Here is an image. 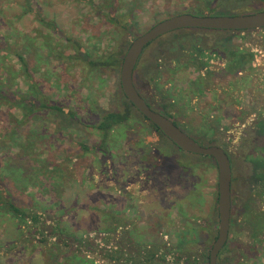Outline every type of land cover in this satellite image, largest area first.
<instances>
[{"label":"rangeland","instance_id":"obj_1","mask_svg":"<svg viewBox=\"0 0 264 264\" xmlns=\"http://www.w3.org/2000/svg\"><path fill=\"white\" fill-rule=\"evenodd\" d=\"M228 3L0 0V69H8L0 70V89L29 96L39 93L48 106L63 110L42 109L23 120L16 106L0 105L4 196L20 209L43 215L71 238L97 237L104 244L120 221L126 227H119V232L127 231L134 242H165L176 251L191 245L198 253L191 264H206L219 223L218 172L213 159L186 153V158H197L190 171L184 172L175 160L164 171L155 172L151 145L161 139L168 146L173 143L154 132L136 112L128 127L114 128L104 141L96 130L101 116L126 103L120 69H90L82 59H88V54L98 60L115 51L123 59L134 38L179 14L218 16L264 10L263 0ZM126 16L132 18V27L126 25L123 31L114 20ZM215 32L204 33L208 50L202 59L189 47L184 53L178 46L173 53H162L171 43L164 36L144 50L136 68L142 78L145 62L153 67L158 58L154 50H159L163 55L157 60L161 67L153 85L154 97H167L171 118L199 144L218 145L232 154L243 138L255 140L246 133L264 121V29L230 38L226 47L235 52V60L220 50L212 52L223 39ZM79 44L86 55L76 50ZM9 49L25 57L30 79L18 60L6 52ZM258 152L255 157L262 153ZM255 190L251 213L264 216V192L260 196L259 187ZM234 211L221 260L238 256L242 243L252 241V253L243 264H264V220L261 232L249 234L240 231L249 218L236 200ZM31 233V225L0 208V264H113L93 253L81 254V262L46 233L40 243ZM233 258L236 264L238 258ZM135 264L146 263L139 259Z\"/></svg>","mask_w":264,"mask_h":264},{"label":"trees","instance_id":"obj_2","mask_svg":"<svg viewBox=\"0 0 264 264\" xmlns=\"http://www.w3.org/2000/svg\"><path fill=\"white\" fill-rule=\"evenodd\" d=\"M218 1L224 4L226 0ZM228 1V6H232L235 4V2L243 0ZM128 16H126L127 18L122 21L114 20V24L116 26L119 25L123 31L126 30V25L127 29L132 27V18H129ZM208 32L210 33L214 31L187 29L171 33L167 35L168 37H170V47H163L162 53L175 52L177 49L174 48V46H178L179 51H182L184 53V51H187V47H189V49H192L196 54L199 55V59H202V57L205 56L208 50L206 49V43H208V38L204 36V33ZM216 33H221L223 35V39L217 42L219 43L218 45H214V48L211 49L212 52L220 50L226 55V58L235 60V52H232V50L227 49L226 45L229 43L228 41L230 40V38L236 36L237 33L226 31H216L215 34ZM200 34H203L202 36L204 37H202ZM161 39H163V37ZM151 46H153V44H151L148 48H150ZM76 50L83 51L85 55L87 54L85 49L80 44L76 47ZM6 52L13 55L18 60L22 72L26 76V79H30L31 74L25 57L15 51H10V49ZM158 52L159 50H157V52L156 49L154 50V54H158V58H162L163 54ZM86 56L88 59L84 58L82 60L90 69L112 67L119 70L123 61L118 51L111 52L98 60L92 59L88 54ZM72 58L73 57H70V59ZM158 58H156V63L153 66L152 70L148 68L145 69L146 71L144 70L145 73L143 79L137 75L136 68L134 82L140 94L144 97L146 102L151 107L154 106V108L158 112L172 119V116L169 113V111L171 110L170 101L167 100V97H154L156 95L154 93L155 89L153 85H155L157 82L156 80L159 73V68L161 67V64L157 62ZM0 70L6 72L8 69L2 67ZM7 79L9 80L8 76ZM36 95L38 97H35ZM6 103L16 106L22 112L21 117L23 120L25 118H28L29 116H32L34 113H38L42 109H49L54 111L57 110L63 112L60 107L48 106L47 103L41 98V95L39 93L33 96H29L28 94H21L18 92H10L0 89V105H7ZM135 112L139 114L136 111L135 107L126 100L124 106L118 107L115 111L104 113L101 116V122L96 126V130L100 133L101 136H103L104 141H106L111 136V133L114 128L128 127V125L133 122L136 118ZM142 118L153 128L154 132L166 139L162 132L156 126H154L144 117ZM255 125L256 126L254 130L246 133V135L248 136L251 134V137L252 135H254L255 140L251 142V140L245 137L243 138L241 145L238 147L236 153H228L232 167V220L235 219L234 203L236 200L240 204V210L249 218L244 224H242V230L240 229V231H244L249 234L261 232V227L263 226L261 222L264 220V216H261L263 214H258L257 216H254L251 213V207L254 205L255 202L254 196L255 193L258 192L255 189L259 187L260 192L258 193V195L260 194V196H262L264 192V154H262L264 153V121H258L255 123ZM215 140L220 141L221 139ZM218 141L215 142L217 143ZM165 144H168L167 141H163L161 139L151 145L150 153L154 158V162L151 167L155 172L160 170L164 171L165 167L175 160L182 166L184 172L190 171L195 166L197 158H186L184 156L186 153L182 152L175 145H167V147L165 146ZM22 149H24V146H22ZM84 149L87 150L88 148L84 147ZM258 151H262V153L261 155L259 154V157H255L256 154L259 153ZM4 192L6 191L0 185V208H3L4 210L12 214L19 221H23L25 225H31V234L34 235V240L40 243L42 240L45 239L42 235L46 233L47 238H49L50 240H57L59 246H63L64 248L68 249L69 253L74 254L75 258L79 259L81 262H84V259L78 257L83 253H93L102 255L105 258L107 257V259H109V261H111L113 264H135V262H137L139 259H141L146 264L153 262L161 264H180V262H184L185 264H191L197 261L198 253L193 250V246L191 245L185 247L183 250L176 251L168 247L165 242L150 243L145 245L134 242L131 238L128 237L127 231L121 230L119 232V227H126L125 222L120 223V221H118V226L114 227L111 230L110 233H113V235H108V237L105 238L104 244L99 243L97 237H92L85 240L71 238L63 234V232L58 231V229L56 230L52 225H50L48 219L45 218L43 215L18 208L14 203H12L10 198L7 199V196H4L6 195ZM239 234H241V232H239ZM244 243L245 244L242 243L241 245L242 250L238 256H228L227 258L221 260V255L223 254V250L226 248V245L220 253L218 264H232V261L234 260L233 257L238 258L236 264H243V259L249 257L253 250L252 241ZM210 251L211 247L209 249V253L206 255V264H209Z\"/></svg>","mask_w":264,"mask_h":264},{"label":"water","instance_id":"obj_3","mask_svg":"<svg viewBox=\"0 0 264 264\" xmlns=\"http://www.w3.org/2000/svg\"><path fill=\"white\" fill-rule=\"evenodd\" d=\"M187 29L236 33L258 31L264 29V10L218 16L179 14L164 19L133 39L120 68V85L123 95L142 117L156 126L182 152L213 159L218 172L219 223L217 238L209 254V264H218L220 253L228 243L231 229L232 167L229 154L221 146L199 144L172 119L154 110L140 94L134 82L136 67L144 50L161 37Z\"/></svg>","mask_w":264,"mask_h":264},{"label":"flooded vegetation","instance_id":"obj_4","mask_svg":"<svg viewBox=\"0 0 264 264\" xmlns=\"http://www.w3.org/2000/svg\"><path fill=\"white\" fill-rule=\"evenodd\" d=\"M232 52H233V51H232ZM141 58H142V57H141ZM236 58H237V55H236ZM236 58H235V59H236ZM226 60L228 61V59H226ZM140 61H141V59H140ZM140 61H139V63H140ZM144 62H145V61H144ZM144 62H143V63H144ZM147 64H148V63H147V61H146L145 64H144L145 67H144L143 72H142V78H143V76H144V73H145L144 70H145V69H147V68H148V69H151V70L153 69L152 65H147ZM145 71H146V70H145ZM152 108H154V107L152 106ZM154 110H156V109L154 108ZM156 111H157V110H156Z\"/></svg>","mask_w":264,"mask_h":264}]
</instances>
